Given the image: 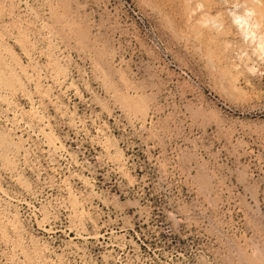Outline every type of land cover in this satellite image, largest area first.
<instances>
[{"label":"rangeland","instance_id":"374dc122","mask_svg":"<svg viewBox=\"0 0 264 264\" xmlns=\"http://www.w3.org/2000/svg\"><path fill=\"white\" fill-rule=\"evenodd\" d=\"M262 43L264 0H0V264H264Z\"/></svg>","mask_w":264,"mask_h":264},{"label":"bare ground","instance_id":"6f19581e","mask_svg":"<svg viewBox=\"0 0 264 264\" xmlns=\"http://www.w3.org/2000/svg\"><path fill=\"white\" fill-rule=\"evenodd\" d=\"M241 19V18H240ZM242 19L244 20V18L242 17ZM248 19V18H247ZM244 22V21H243ZM245 23H246V21H245ZM257 23H258V21H257ZM256 24V23H255ZM255 24H254V26H255ZM214 25H215V22H214ZM260 25V24H259ZM242 26V25H241ZM246 26H247V23H246ZM252 26V25H251ZM256 27V26H255ZM251 34H253V33H251ZM249 36V35H248ZM252 39H254V37L252 38ZM261 40V39H260ZM262 44H264V43H262ZM257 46H258V43H257Z\"/></svg>","mask_w":264,"mask_h":264}]
</instances>
